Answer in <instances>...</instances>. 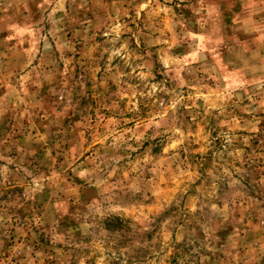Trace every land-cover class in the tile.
Masks as SVG:
<instances>
[{
  "label": "rangeland",
  "instance_id": "374dc122",
  "mask_svg": "<svg viewBox=\"0 0 264 264\" xmlns=\"http://www.w3.org/2000/svg\"><path fill=\"white\" fill-rule=\"evenodd\" d=\"M0 264H264V0H0Z\"/></svg>",
  "mask_w": 264,
  "mask_h": 264
}]
</instances>
